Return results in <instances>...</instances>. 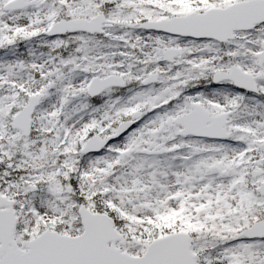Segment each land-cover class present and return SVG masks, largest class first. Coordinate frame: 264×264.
<instances>
[{"label": "snow or ice", "instance_id": "obj_1", "mask_svg": "<svg viewBox=\"0 0 264 264\" xmlns=\"http://www.w3.org/2000/svg\"><path fill=\"white\" fill-rule=\"evenodd\" d=\"M0 264H264V0H0Z\"/></svg>", "mask_w": 264, "mask_h": 264}]
</instances>
